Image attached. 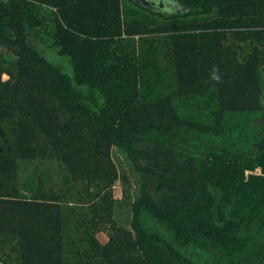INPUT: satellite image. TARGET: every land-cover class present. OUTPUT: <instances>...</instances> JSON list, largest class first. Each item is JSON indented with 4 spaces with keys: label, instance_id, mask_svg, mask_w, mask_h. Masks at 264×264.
Masks as SVG:
<instances>
[{
    "label": "trees",
    "instance_id": "16d2710c",
    "mask_svg": "<svg viewBox=\"0 0 264 264\" xmlns=\"http://www.w3.org/2000/svg\"><path fill=\"white\" fill-rule=\"evenodd\" d=\"M175 1L0 0V264H198L193 246L264 264V0ZM113 147L137 176L129 227Z\"/></svg>",
    "mask_w": 264,
    "mask_h": 264
},
{
    "label": "rangeland",
    "instance_id": "374dc122",
    "mask_svg": "<svg viewBox=\"0 0 264 264\" xmlns=\"http://www.w3.org/2000/svg\"><path fill=\"white\" fill-rule=\"evenodd\" d=\"M132 2V1H131ZM128 2L129 6H133V3ZM137 4V3H135ZM156 21H162L161 17L155 16ZM50 23L48 27H50ZM44 40L40 39H31V43L37 48V50L52 64L61 68L62 71L72 74V66L70 63V59L68 56L60 55L57 53V49L51 45L52 39L49 36H44ZM6 78V76H3ZM84 92H88L86 88H83ZM93 96V102L99 103L101 101V96L97 91L91 90L90 92ZM111 159L114 165L117 168L118 177L113 182L111 190L114 199L113 210L111 218L114 219L115 225H123L125 227H129V221L131 218V202L135 199L137 195V176L136 172L131 164V162L127 159L125 154L118 149L117 147H113L111 150ZM37 163V162H36ZM35 162H24L22 163V169L20 172V176L24 177L28 173L33 170ZM53 168L56 169V163L53 161ZM46 165V162L44 163ZM258 171V170H256ZM54 172V171H53ZM52 172V173H53ZM126 176V180L122 178V176ZM53 177H56L55 175ZM78 196H74V198L70 199L69 206L84 208L85 204L78 202ZM90 217V215H89ZM150 224V221H148ZM159 231L167 235L163 228H159ZM109 227L103 225L101 228L94 229L95 237L102 243L105 242L109 236ZM184 253L191 256L198 264H222L218 261V257L215 255L214 251L210 248L203 246H193L189 248L183 249ZM72 261L73 258L76 259V256L73 254L69 256ZM86 255L82 254V259L85 260Z\"/></svg>",
    "mask_w": 264,
    "mask_h": 264
},
{
    "label": "flooded vegetation",
    "instance_id": "af4514ba",
    "mask_svg": "<svg viewBox=\"0 0 264 264\" xmlns=\"http://www.w3.org/2000/svg\"><path fill=\"white\" fill-rule=\"evenodd\" d=\"M133 3H137L141 5V0H131ZM152 5L159 11L163 12L165 15L171 14L173 11L179 8L177 2L175 0H149ZM147 8L153 10L155 8H151L147 6Z\"/></svg>",
    "mask_w": 264,
    "mask_h": 264
},
{
    "label": "water",
    "instance_id": "95a60500",
    "mask_svg": "<svg viewBox=\"0 0 264 264\" xmlns=\"http://www.w3.org/2000/svg\"><path fill=\"white\" fill-rule=\"evenodd\" d=\"M140 6H142V7L149 6L151 8H155L149 0H141V5ZM153 10H157V9L155 8Z\"/></svg>",
    "mask_w": 264,
    "mask_h": 264
},
{
    "label": "clouds",
    "instance_id": "9594fccd",
    "mask_svg": "<svg viewBox=\"0 0 264 264\" xmlns=\"http://www.w3.org/2000/svg\"><path fill=\"white\" fill-rule=\"evenodd\" d=\"M211 78H212L213 80H216V81H219V80H220V76H219V74H218V69H215V68H214Z\"/></svg>",
    "mask_w": 264,
    "mask_h": 264
}]
</instances>
